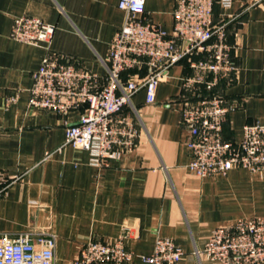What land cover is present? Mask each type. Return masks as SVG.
<instances>
[{"label": "crops", "instance_id": "crops-1", "mask_svg": "<svg viewBox=\"0 0 264 264\" xmlns=\"http://www.w3.org/2000/svg\"><path fill=\"white\" fill-rule=\"evenodd\" d=\"M118 3L0 0V171L18 178L0 201V237L54 233L56 264H72L89 241L111 243L121 236L135 255L132 264H147L140 257L165 237L185 252L178 264H220L195 252L216 228L264 217V179L245 169L203 178L189 169L192 154L178 101L190 73L186 63L169 71L153 104L144 88L135 93L124 114L141 133L137 147L109 167L94 166L89 151L66 145L67 128L80 112L60 116L30 108L33 75L48 44L13 40L15 19L33 16L52 25L51 51L105 78L110 45L126 19ZM174 8V0H146L145 16L172 33ZM222 16L228 17L227 40L238 68L225 88L237 108L224 136L240 141L245 125L264 123V0H233L228 11L216 1L214 18Z\"/></svg>", "mask_w": 264, "mask_h": 264}, {"label": "built area", "instance_id": "built-area-1", "mask_svg": "<svg viewBox=\"0 0 264 264\" xmlns=\"http://www.w3.org/2000/svg\"><path fill=\"white\" fill-rule=\"evenodd\" d=\"M216 1L224 11L233 5V0H174V29L167 33L145 16L146 0H119L126 19L110 45L105 78L70 56L52 52V25L33 16L15 19L13 40L48 44L33 75L30 108L60 116L80 112L78 122L67 128L66 145L89 151L94 166L109 167L111 159L137 147L141 133L124 114L135 93L144 88L146 102L153 104L169 71L186 63L190 73L182 79L178 101L192 154L189 169L202 178L245 169L264 179V123L245 125L240 141L224 136L230 113L237 107L221 87L232 84L238 68L227 40L228 15L214 18ZM15 101L16 97L10 100ZM15 179L0 171V201ZM56 241L50 232L0 237V264H56ZM200 253L220 264H264V218H241L232 226L216 228L202 251L195 252ZM184 256L173 239L160 237L154 252L140 259L147 264H178ZM134 258L121 236L111 243L89 241L72 264H132Z\"/></svg>", "mask_w": 264, "mask_h": 264}, {"label": "trees", "instance_id": "trees-1", "mask_svg": "<svg viewBox=\"0 0 264 264\" xmlns=\"http://www.w3.org/2000/svg\"><path fill=\"white\" fill-rule=\"evenodd\" d=\"M225 87H226L225 84H222V87L221 88L225 89Z\"/></svg>", "mask_w": 264, "mask_h": 264}, {"label": "rangeland", "instance_id": "rangeland-1", "mask_svg": "<svg viewBox=\"0 0 264 264\" xmlns=\"http://www.w3.org/2000/svg\"><path fill=\"white\" fill-rule=\"evenodd\" d=\"M264 218V217H263Z\"/></svg>", "mask_w": 264, "mask_h": 264}]
</instances>
